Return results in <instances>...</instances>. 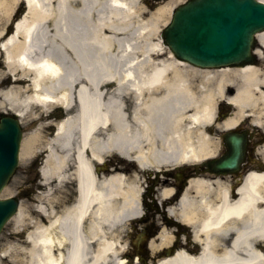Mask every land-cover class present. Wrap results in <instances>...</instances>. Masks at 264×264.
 <instances>
[{
    "label": "bare ground",
    "instance_id": "6f19581e",
    "mask_svg": "<svg viewBox=\"0 0 264 264\" xmlns=\"http://www.w3.org/2000/svg\"><path fill=\"white\" fill-rule=\"evenodd\" d=\"M15 1L0 0V24L6 23ZM21 1L27 4L26 11L0 50L8 69L33 76L30 93L22 98L21 88L14 85L2 91L8 109L21 117L23 106L34 102L47 113L54 105L72 113L57 123L50 137L40 127L23 137L20 158L24 161L40 149L46 155L41 169L44 183L76 184V197L58 214L47 213L41 205L42 214L50 218L46 226L38 219L31 223L25 234L31 245L28 251L36 264H102L110 257L112 264H122L115 239L101 234L96 223L102 219L109 225L136 214L140 185L113 172L98 177L92 165L110 153L153 168L216 152L201 132V124L213 116L212 105L194 93L188 65L165 51L156 30L171 7L183 0H165L154 12L143 6L149 0H60L59 19H51L50 26L43 25L51 9L47 0H42L45 5L40 0ZM51 36L63 45L61 53L74 60L73 71L61 73L59 63L41 52L43 39ZM154 37L156 42L151 41ZM256 37L264 51V32ZM120 47L124 66L111 64ZM257 69L250 65L235 73L223 69L231 81L239 78L231 82L235 94L228 98L237 114L254 113L257 102H264V92L257 89ZM44 77L48 83H42ZM217 92L223 93L222 87ZM236 118L226 120L225 126ZM258 152L264 159V144ZM207 184L191 181L175 206L168 208L189 222L196 243L188 252L180 249L156 264H264V169L251 170L235 191L224 186L211 191ZM18 214L16 223L22 224V208ZM90 216L95 222L84 233L82 222ZM159 233L162 245L170 237L167 229ZM94 237L97 248L92 251L89 239Z\"/></svg>",
    "mask_w": 264,
    "mask_h": 264
},
{
    "label": "flooded vegetation",
    "instance_id": "af4514ba",
    "mask_svg": "<svg viewBox=\"0 0 264 264\" xmlns=\"http://www.w3.org/2000/svg\"><path fill=\"white\" fill-rule=\"evenodd\" d=\"M252 67L264 73V58L255 57ZM196 71L198 74L193 77V82L202 86L199 76L203 70L196 69ZM221 79L223 78L215 73L212 78L205 81L204 88L216 89ZM222 90L223 96L216 97L214 100V115L204 123L206 125L202 130L212 139L211 146L216 147V152L213 154H205L194 163L177 160L163 166L143 168L133 158L127 159L110 153L92 165V170L98 177L110 176L113 172L123 175L128 181L135 180L140 185V193L136 201L139 207L138 214L126 223L125 229L129 232L126 239L127 245L133 249L134 253H137L138 248L143 251H138L139 254L135 257L128 256L125 260L127 263L146 264L152 260V256L148 255L145 248L151 240H156L158 231L166 227L172 228L173 233L177 234L173 239L174 248L185 246L188 250L192 246L190 226H186L179 217H175L174 213L168 211L169 207H174L179 201V197L186 191L191 180H198L201 185L208 183L207 185L214 189L224 186L227 191H235L249 171L264 169V159L258 152L260 145L264 142V126L251 122L250 120L253 119L248 113L236 118L234 124L225 126V121L235 116L234 107L225 99V95H233L235 91L229 81L225 82ZM260 90L264 91V83L260 85ZM258 108L257 119H262L264 122V111L260 103ZM227 133L240 137L244 148L236 167L229 169L226 173H220L213 165L216 160L226 157L228 153ZM85 154L87 155V152ZM181 230L187 233L186 239L182 240Z\"/></svg>",
    "mask_w": 264,
    "mask_h": 264
},
{
    "label": "water",
    "instance_id": "95a60500",
    "mask_svg": "<svg viewBox=\"0 0 264 264\" xmlns=\"http://www.w3.org/2000/svg\"><path fill=\"white\" fill-rule=\"evenodd\" d=\"M178 59L200 67L243 65L251 60L253 34L264 30V3L256 0H187L162 29ZM21 132L17 120L0 119V191L16 167ZM14 198L0 199V229L15 213Z\"/></svg>",
    "mask_w": 264,
    "mask_h": 264
},
{
    "label": "rangeland",
    "instance_id": "374dc122",
    "mask_svg": "<svg viewBox=\"0 0 264 264\" xmlns=\"http://www.w3.org/2000/svg\"><path fill=\"white\" fill-rule=\"evenodd\" d=\"M49 1V0H48ZM60 0H50L51 6H50V16L49 20L46 24L50 26V20L52 18H58L57 8H60L63 4L59 2ZM64 1V0H63ZM68 1V0H66ZM165 0H154V1H148L144 2L143 6L147 8L150 12H154L156 10V7L162 4ZM43 5V1L41 2ZM17 4V3H16ZM54 6V7H53ZM175 6V5H174ZM173 7V6H172ZM44 8V6H43ZM45 9V8H44ZM172 9V8H171ZM171 9L168 13V17L170 16ZM94 12L98 13L97 8H93ZM168 17L166 20L159 22L157 25L156 30L158 31L159 37H160V27L164 26L168 22ZM59 19V18H58ZM42 46H40V50L46 53L48 56L54 58L59 65L63 68L64 71H73V69L76 68L74 60H72L71 56L67 54L61 53V49L63 45H60V43L56 41L52 36L48 39H43ZM151 41L156 42V38H152ZM152 47V46H149ZM165 51H169L167 47ZM153 48V47H152ZM123 52L122 47H120V50H116L114 54V59L111 60V64H118L119 66H124L123 64ZM141 56V55H140ZM139 56V57H140ZM168 56V53L166 52L164 54V57ZM175 58V57H174ZM186 64V63H185ZM188 72V71H187ZM21 70L13 72L6 66V63L3 58V54L0 52V109L2 107L6 108L9 106V101L3 96L2 91L6 90L10 87V84H14L16 82H20V85L23 86L20 92V97L22 98L25 94L30 92V89H28V86H25L26 83L29 82L28 79L23 78L20 76ZM28 76L31 77L30 73H27ZM12 76H16V78H20L21 80L13 81L11 79ZM26 76V75H25ZM6 78L7 81L5 83L2 82L1 79ZM23 79V80H22ZM106 87L111 86L109 84L106 85ZM204 99L210 100L211 96H204ZM32 110H35L33 112ZM22 111H24V114L22 115L23 118V128H24V137L33 135L34 131L37 130L39 127L41 128V125L45 124V121L41 122H33L34 116L37 113H40V110L36 109L35 104L28 105L26 104L23 106ZM41 123V124H40ZM42 131V129H41ZM45 134V133H44ZM46 136V135H45ZM24 142V141H23ZM22 142V143H23ZM24 144V143H23ZM39 149H35L32 153V156L29 159H22L20 158L19 161V167L14 172V175L12 179L9 181V183L5 186L4 190L1 192V197L8 196V195H15L16 193L19 194L21 192V188H27L25 192L22 191L21 196H24V198L21 199L19 209L22 208V214L24 211V222L22 224L16 223V219L18 217V213L13 216L8 222H6L5 226L3 227V231L0 235V251L2 254H0V264H35V260L31 256L28 249L31 247L29 242L25 239V234L27 231L31 230V223L36 222L38 219V223L42 224L41 220V214H40V205L42 204L40 193L37 191L38 183L35 182V174L36 170L33 169L26 170V168L29 166V161L37 160L38 164L39 162L45 164V158L42 155L39 156L38 154ZM41 163V164H42ZM49 195L46 196L45 204L48 209L54 210L56 213L60 211L62 208L61 205L56 206V201L61 200L60 197H62L61 193L64 192L65 185L62 184H55L50 183L49 184ZM68 188L71 192V187L68 185ZM60 204V202H59ZM58 205V203H57ZM115 236L117 243L123 244V241L120 240V236L122 239L126 237L125 235L121 234H113ZM162 247V246H160ZM120 252L118 251V256L123 257L124 248H120ZM131 251V249H129ZM156 251H152L151 253L154 254Z\"/></svg>",
    "mask_w": 264,
    "mask_h": 264
}]
</instances>
